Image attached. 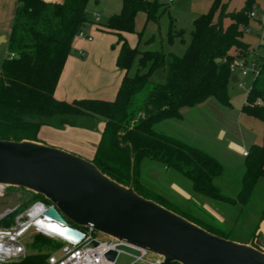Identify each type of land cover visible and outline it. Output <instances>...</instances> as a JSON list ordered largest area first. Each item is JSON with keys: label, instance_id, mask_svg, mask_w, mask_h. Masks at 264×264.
<instances>
[{"label": "trees", "instance_id": "obj_1", "mask_svg": "<svg viewBox=\"0 0 264 264\" xmlns=\"http://www.w3.org/2000/svg\"><path fill=\"white\" fill-rule=\"evenodd\" d=\"M90 1L18 0L8 37V49L15 56L4 58L0 66V140L38 141L37 134L43 126L92 130L98 122H103L91 160L103 174L125 186L133 179V188L138 194L224 237L159 201L141 185L139 174L142 163H158L187 179L195 194L240 207L247 204L258 178L264 176V136L261 144L249 147L239 190L235 197H228L214 182L224 169L217 158L179 137L156 131L154 125L170 119L180 120L183 108L195 107L209 98L231 107L229 64L236 55L248 51L249 44L243 40L244 29L249 25L253 7L259 3L264 5V0H245L242 7L232 11H227L229 0H213L209 11L193 20L191 39L181 55L162 49L139 51L137 46L130 47L121 33L134 32L138 12L144 13L146 22H157L163 4L160 0H121L119 12L102 24L117 33L120 48L116 63L126 71L115 98L59 101L54 98V89L72 51V41L92 23L86 17ZM225 20L229 21L225 23ZM142 32L138 33L139 38ZM174 35L170 27V43ZM135 59L137 69L129 75L127 71ZM156 69H163V79L151 82L149 78ZM147 84H151L150 88L137 103V95ZM263 99L264 63L249 86L242 111L264 120L263 107L254 105ZM34 198L49 204L42 196L34 194ZM85 230L82 228L81 232ZM34 236L31 245L40 248L37 241L44 236ZM46 258V254L30 253L11 264H44Z\"/></svg>", "mask_w": 264, "mask_h": 264}, {"label": "rangeland", "instance_id": "obj_2", "mask_svg": "<svg viewBox=\"0 0 264 264\" xmlns=\"http://www.w3.org/2000/svg\"><path fill=\"white\" fill-rule=\"evenodd\" d=\"M244 1L229 0L227 11L239 9L244 5ZM212 2L213 0H175L167 5L161 2L163 5L158 12L162 10L163 12L157 22L151 20L145 22L144 13L138 12L134 20V32L127 33L129 43H132L133 47L136 45L139 51L162 49L165 52L181 55L191 39L193 20L200 14L207 13ZM120 3L121 0H100L97 5L91 0L86 9V17L89 20H94L96 12L99 15V24L103 26L108 15L119 9ZM255 13L256 16L251 17L247 27L249 32L245 28L243 37L249 42L247 60L261 66L264 63V5L262 3H259ZM228 21L225 20V23ZM170 27L172 33L175 34L171 43L168 36ZM142 29V38L139 39L138 33ZM180 34L181 36H179ZM149 38L152 39L148 41ZM134 69H137L136 62L131 70ZM135 71L132 73L134 74ZM255 78L252 75L246 77L240 75V81L229 83L228 95L231 107L222 106L215 99L210 98L211 103H208L207 107L200 111L191 110L193 117L191 125L175 119L161 121L154 125L156 131L198 145L216 157L224 169L214 182L220 187L222 194L229 197H234L239 190L244 170V157L241 151L228 149L227 143L232 141L237 145H245L252 141L254 144H261L264 136V120L242 111L247 91ZM162 79V69H157L149 78L151 82H158ZM150 86L151 84H147L137 95V103L141 102ZM254 105L262 106L264 109V99L261 103L255 101ZM220 131L225 133L224 140L217 139ZM244 151L248 150L244 149ZM139 179L141 185L153 192L159 201L216 231L219 229L217 216L218 214L224 215L227 221L222 224L224 233L221 235L230 240H243L249 237L257 223V216L264 208V176L258 178L247 204L242 207L193 193L187 179L158 163H142ZM14 202L12 197L6 196L0 200V209L1 206H10ZM94 236L98 239L106 237L97 231H94ZM34 237L31 235L25 239L26 255L30 253L43 255L45 250L56 255L59 253L61 242L45 236L39 237L37 243L40 248H34L31 245ZM145 258L155 259L156 256L147 252ZM133 260V256L122 251L119 253L116 263L130 264Z\"/></svg>", "mask_w": 264, "mask_h": 264}, {"label": "water", "instance_id": "obj_3", "mask_svg": "<svg viewBox=\"0 0 264 264\" xmlns=\"http://www.w3.org/2000/svg\"><path fill=\"white\" fill-rule=\"evenodd\" d=\"M230 82H238L236 74ZM132 169L133 160L131 176ZM0 185L48 201L44 215L50 221L42 225L63 242L78 244L82 228L120 242L106 254L109 260L116 251L137 256L142 250L162 264H264V252L252 244L213 234L138 194L133 179L122 185L92 161L39 141L0 140Z\"/></svg>", "mask_w": 264, "mask_h": 264}, {"label": "crops", "instance_id": "obj_4", "mask_svg": "<svg viewBox=\"0 0 264 264\" xmlns=\"http://www.w3.org/2000/svg\"><path fill=\"white\" fill-rule=\"evenodd\" d=\"M174 1L175 0L167 2L166 0H163L161 2L167 5ZM99 2L100 0L95 4L98 5ZM17 4L18 0H0V66L3 59L10 54V51H8V37L12 28ZM120 7L115 13L110 14L113 15L118 13ZM111 15H108V17ZM91 22L92 23H89L85 28L86 34H88L91 39L88 40L75 37L72 41V51L66 58L54 89V98L56 100L71 102L77 99L90 98L110 101L116 96L122 78L126 73L125 70L118 68L116 63L120 48V44L117 43L118 35L115 31L108 30L101 26L99 24L100 21L95 18L94 20H91ZM121 36L125 38L130 47H133L132 43H129L127 33L122 32ZM141 38L142 35L139 39ZM151 39L152 38H149L148 41ZM244 41L249 44L248 41ZM135 62L137 63V59H135L134 63ZM133 65L127 71L129 75L133 74L132 71L136 70H131ZM141 70L144 71V69ZM156 70L152 72L151 76ZM209 99L195 107L183 108L181 110L182 119L178 121L189 123L191 125L193 120L191 110L195 109L200 111L202 108L207 107L208 103H211ZM102 129L103 122H98L96 128L92 130L79 127L56 129L49 126H43L38 131L37 139L39 142L65 149L91 161L96 146L100 140ZM217 139L224 140L225 133L220 131ZM253 144L254 143L250 141L245 145H237L236 143L234 144L232 141H229L227 147L228 149H236L243 153L244 149L248 150ZM195 146L199 147L198 145ZM200 148L203 149L202 147ZM217 217L219 225L217 232L222 234L224 233V231H222V224L227 221V218L220 214H218ZM233 240L239 243L252 244L264 252V216L262 217V212L257 216V223L249 237H246L243 240ZM43 253L47 255L51 252L45 250Z\"/></svg>", "mask_w": 264, "mask_h": 264}, {"label": "built area", "instance_id": "obj_5", "mask_svg": "<svg viewBox=\"0 0 264 264\" xmlns=\"http://www.w3.org/2000/svg\"><path fill=\"white\" fill-rule=\"evenodd\" d=\"M256 8V6L253 7L250 17L256 16ZM98 17L99 15L94 13L96 20ZM246 31L249 32V29L246 28ZM76 37L91 39L85 31H80ZM246 54L247 52L236 55L229 64L230 72L236 74L238 81H240V75L243 77L252 75L255 78L260 73V66L255 62H249ZM9 56L12 58L15 55L10 53ZM257 103L261 101L258 100ZM242 155L246 156L247 151H244ZM6 196L12 197L15 202L10 206H1L0 209V264L15 263L25 257V239L36 234L62 243L57 255L52 252L47 254L45 264H117L116 259L122 251H116L113 260L107 259L106 254L115 250L116 246L121 244L120 242L107 236L105 239H98L91 229L83 232L84 238L76 245L63 242L45 230L42 225L50 221V218L44 215V211L50 204L41 199H35L34 193L24 189L0 185V200ZM146 254L147 252L139 250V255L133 256L134 260L130 264H162L161 258L146 259Z\"/></svg>", "mask_w": 264, "mask_h": 264}]
</instances>
